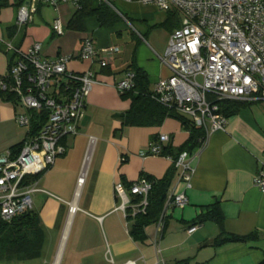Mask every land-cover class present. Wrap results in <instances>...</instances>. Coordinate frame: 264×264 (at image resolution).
<instances>
[{
	"label": "crops",
	"instance_id": "1",
	"mask_svg": "<svg viewBox=\"0 0 264 264\" xmlns=\"http://www.w3.org/2000/svg\"><path fill=\"white\" fill-rule=\"evenodd\" d=\"M99 2L93 0L92 6ZM110 2L128 19L121 15L113 26L102 27L96 16L87 15L83 28L73 29L68 26L75 9L70 3L40 2L31 19L19 25L18 9L30 0H0V76L17 50L34 44L40 45V58L76 54L85 38L92 39L100 52L92 63L72 59L67 64L73 72L91 71L96 83L86 97L77 134L64 137L66 152L40 175V190L32 195V210L43 231L40 254L0 264L264 263V189L254 184L255 175L264 171V100H239L242 106L225 115L224 128L204 136L199 146L188 151L193 171L187 187L178 178L175 158L164 152L151 154L149 149L159 134H166L163 148L171 147L175 154L187 140L188 130L173 117L159 125H124L122 114L131 99L115 86L127 70L139 69L146 75L150 94L158 81L171 75L157 55L164 53L181 18L172 10H162L163 18L149 23L138 12L154 5ZM56 19L61 33L53 29ZM102 57L107 61L104 67L99 63ZM22 111L0 92V153L22 142L26 129L15 121ZM81 173L84 182L79 184ZM165 176L170 184L158 219L144 228L143 238L135 239L130 234L133 218L122 209L114 184L122 181L128 187L143 177ZM173 192L184 193L187 205H166ZM190 228L194 229L189 232ZM252 233L243 241L226 239Z\"/></svg>",
	"mask_w": 264,
	"mask_h": 264
},
{
	"label": "built area",
	"instance_id": "2",
	"mask_svg": "<svg viewBox=\"0 0 264 264\" xmlns=\"http://www.w3.org/2000/svg\"><path fill=\"white\" fill-rule=\"evenodd\" d=\"M99 1L113 8L110 0ZM135 1L172 10L182 21L171 33L164 53L157 55L171 75L156 83L149 94L153 100L187 116L205 137L224 128L227 118L221 103L226 99L264 100V0ZM40 2L80 6V0H30L29 5L19 7L17 24L25 25ZM53 29L61 33L58 19ZM39 51V44L17 50L7 72L0 76V92L24 108L15 121L26 129L17 152L0 153V217L5 221L32 210V195L40 190L38 178L66 152L64 137L77 134L86 97L96 83L91 71L73 72L67 67L72 59L95 60L100 52L92 39L85 38L76 54L40 58ZM99 63L107 65L104 57ZM134 79V71L127 70L115 86L121 92L131 91ZM167 141L166 134H159L149 153L162 154ZM190 159L191 154L182 151L173 160L178 178L187 187L193 171ZM77 181L84 182L83 173ZM254 184L264 189V171L255 175ZM150 189L151 182L144 177L128 187L122 181L114 184L122 209L130 208L131 215L144 211ZM130 196L140 201L133 203ZM187 203L184 193L173 192L166 205L183 208Z\"/></svg>",
	"mask_w": 264,
	"mask_h": 264
},
{
	"label": "trees",
	"instance_id": "3",
	"mask_svg": "<svg viewBox=\"0 0 264 264\" xmlns=\"http://www.w3.org/2000/svg\"><path fill=\"white\" fill-rule=\"evenodd\" d=\"M93 0H80V6L74 9L69 19L68 26L73 29L83 28V18L87 15H94L102 27H110L122 19L121 15L126 18L124 13L116 12L105 2H99L95 7L92 6ZM128 19V17L126 18ZM135 84L131 91L123 92L131 99L129 109L122 114L123 124L129 125H159L166 117H173L179 120L188 130V138L181 145L175 154L171 147H164L163 152L170 154L174 158L182 151L191 152L196 146H199L204 138L202 128L195 126L190 119L175 110L166 108L153 100L146 89L145 73L142 70L134 69ZM6 98H11L5 95ZM239 100L226 99L222 112L230 115L236 112L243 103ZM21 143L13 146L12 151L17 152ZM151 182V189L147 197V205L144 211L131 215L130 208H126L128 218L132 217L133 221L130 228V234L135 239L143 238L144 228L147 225L157 221L160 211L166 198L167 190L170 184V177L165 176L160 179L147 177ZM133 203H138L140 198L134 196L131 198ZM220 219L219 214H216ZM254 233L245 237L230 236L227 240L243 241L251 238ZM43 242V231L39 224L37 214L33 210L25 211L15 215L11 220L5 221L0 217V261L2 260H26L37 257L40 254ZM264 264V263H262Z\"/></svg>",
	"mask_w": 264,
	"mask_h": 264
},
{
	"label": "rangeland",
	"instance_id": "4",
	"mask_svg": "<svg viewBox=\"0 0 264 264\" xmlns=\"http://www.w3.org/2000/svg\"><path fill=\"white\" fill-rule=\"evenodd\" d=\"M97 1H99V0H97ZM117 7H118V5H117ZM140 11L141 12H138L139 15L140 16L143 14L146 15L149 18V23L159 22L165 14L164 11L158 9L156 6L155 7L145 6L144 8L140 7ZM133 23L135 24V26H137V25H139L140 22L138 19H136V20H133Z\"/></svg>",
	"mask_w": 264,
	"mask_h": 264
}]
</instances>
